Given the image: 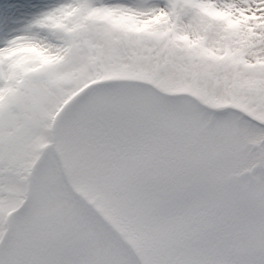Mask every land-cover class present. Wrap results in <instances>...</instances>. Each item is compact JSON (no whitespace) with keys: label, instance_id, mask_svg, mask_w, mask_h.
Returning <instances> with one entry per match:
<instances>
[{"label":"rangeland","instance_id":"374dc122","mask_svg":"<svg viewBox=\"0 0 264 264\" xmlns=\"http://www.w3.org/2000/svg\"><path fill=\"white\" fill-rule=\"evenodd\" d=\"M132 2L63 7L38 29L66 36L62 50L33 40L0 49V264H224L258 244L264 132L222 116L264 126V115L93 44L146 38L114 27L131 22L109 6ZM178 2L204 15L205 5ZM13 3L0 0V20ZM33 3L63 0L23 7ZM69 49L82 53L78 63Z\"/></svg>","mask_w":264,"mask_h":264},{"label":"snow or ice","instance_id":"6c2138e0","mask_svg":"<svg viewBox=\"0 0 264 264\" xmlns=\"http://www.w3.org/2000/svg\"><path fill=\"white\" fill-rule=\"evenodd\" d=\"M75 0H63L61 4H35L23 7V0L9 4L8 14L0 20V49H8L24 40H39L41 29ZM104 3L105 0H92ZM203 4L204 15L182 6L178 0H133L128 5H110L112 16H123L131 26L114 25L120 32H136L146 38L91 39L100 45L105 54L129 56L158 79L179 80L213 100L232 99L246 103L264 115V0H195ZM211 6L210 8L207 6ZM28 11L23 24L13 26L22 12ZM156 19L153 20L152 18ZM208 17L210 23L205 19ZM145 21H149L145 23ZM49 44L63 49L70 41L59 32L43 37ZM80 52L69 49V61H80ZM175 103L191 108L204 117L209 113L192 98H182ZM222 118L236 126L259 129L264 126L252 116L242 112L225 111ZM224 264H264V213H262L258 244L245 258L228 260Z\"/></svg>","mask_w":264,"mask_h":264},{"label":"bare ground","instance_id":"6f19581e","mask_svg":"<svg viewBox=\"0 0 264 264\" xmlns=\"http://www.w3.org/2000/svg\"><path fill=\"white\" fill-rule=\"evenodd\" d=\"M74 4H75V2H73V3H69L68 5L64 6V8H68L69 5H74ZM72 7H73V6H72ZM36 42H40L41 44L44 43V41H43V39H42L41 37L39 38V40H36ZM47 47H52V48H54L55 46L52 45V44H49ZM56 50H57V48H56Z\"/></svg>","mask_w":264,"mask_h":264}]
</instances>
